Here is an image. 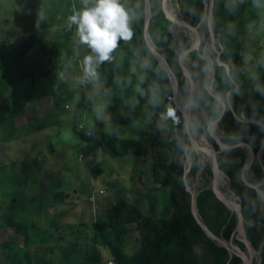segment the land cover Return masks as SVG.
<instances>
[{
  "label": "rangeland",
  "instance_id": "1",
  "mask_svg": "<svg viewBox=\"0 0 264 264\" xmlns=\"http://www.w3.org/2000/svg\"><path fill=\"white\" fill-rule=\"evenodd\" d=\"M121 3L132 6V0ZM83 8V0H0V101L6 98L10 105L0 121V264H78L86 251L91 253L94 234L100 264H107L106 245L113 234L106 212L116 199L124 197L152 216L170 217L178 210L169 186L153 188L150 162L108 156L81 137L97 129L110 132L99 68L96 79H84V57L92 53L79 43L77 26H69V17ZM184 42L177 27L172 46L181 51ZM246 45L251 46L249 36ZM259 54H249L251 62L242 60V68L257 73L254 59ZM44 68L55 73L53 93L26 98L33 74ZM182 88L185 92V84ZM163 113L164 105L147 100L144 121L152 131L167 133L174 145L176 122L163 119ZM250 113L264 119V94L259 91ZM192 114L201 124L204 115L196 110ZM141 131L142 124L135 123L116 134L138 137ZM194 160L193 155L191 168ZM194 174L202 178L199 189L209 177L202 167ZM54 192L63 193V201H55ZM127 246L128 252L137 248L131 239ZM196 248L200 263L206 264L207 248Z\"/></svg>",
  "mask_w": 264,
  "mask_h": 264
},
{
  "label": "trees",
  "instance_id": "2",
  "mask_svg": "<svg viewBox=\"0 0 264 264\" xmlns=\"http://www.w3.org/2000/svg\"><path fill=\"white\" fill-rule=\"evenodd\" d=\"M189 23L196 24L204 12V0H178ZM152 15L149 20L148 33L155 47L161 51L169 62L173 73L183 86L184 80L178 64L174 43L176 26L163 14L160 7L161 0H150ZM263 7L254 5L253 0H215L213 7V30L217 40L223 47L227 64L233 65V72L237 76L241 99L232 89L227 77L217 75L214 88L220 96L232 92L231 103L234 112L239 115L244 106L247 118L261 120L250 113L252 103L256 97L257 85L264 86V67L260 73L243 69L242 55L248 50L246 36L252 28L251 16L261 14ZM134 13L131 21L133 38L129 42L119 41L118 48L112 53L113 59L98 65L100 77L104 85L105 107L110 124V132L92 130L90 134L81 133L86 141L97 144L101 151L108 156H137L143 162H150L153 188L169 186L177 212L170 217L152 216L144 213L128 199L121 197L107 209V224L113 237L107 242L110 258L116 264H201L197 253V246L207 248L209 255L206 264H243L237 256L228 260L225 247L215 244L193 221L190 212V196L185 191L182 174L183 170L177 163L186 144V132L180 113L177 111L172 97V83L168 72L159 65L157 59L148 51L143 34L144 0H132L131 8ZM177 15V14H176ZM180 27V26H179ZM200 34V51L215 59V52L206 45L207 36L205 22L198 27ZM193 39V38H192ZM220 56L218 55V58ZM190 70L196 83L195 104L203 108L208 119H212L218 112V107L212 101L204 87L205 64L199 63L194 52L190 53ZM243 66V68H242ZM217 73L225 74L223 68L216 66ZM55 73L48 69H40L31 80L26 98L39 99L53 93ZM157 97L160 105L175 109L177 117V138L174 145L168 142V134L152 131L144 121V106L147 100ZM201 106H199V105ZM6 98L0 101V121L5 119L9 108ZM201 108V109H202ZM157 120V117L154 119ZM171 121H174L170 119ZM201 124L196 128L201 131L206 126V119H199ZM135 123L142 124V131L138 137H123L116 134L126 126ZM218 135L222 141L232 143L237 140L248 143L256 153L260 142L264 139L261 127L247 125L238 120L232 113L224 116L218 122ZM204 145H206L204 143ZM218 149V148H217ZM264 162V149H263ZM191 175L198 177L195 171L204 169L205 177L211 176V167L207 165V157L200 151L194 157ZM220 170L229 178L232 191L240 198L245 219L244 229L249 241L255 249H261V262L264 264V217L258 210L256 191L247 186L241 179L240 171L247 162V150L244 147H234L217 153ZM95 173L100 169H94ZM196 175V176H195ZM199 178V177H198ZM247 178L252 181L261 179L259 168L254 160ZM188 181V180H187ZM220 181L226 185V178L220 176ZM189 185L192 183L188 181ZM228 187V185H227ZM225 195V194H224ZM227 198V196L225 195ZM55 201L63 200V193L54 192ZM182 201V202H181ZM199 212L205 223L215 234L228 239L235 227V215L214 199L208 188H199L197 196ZM94 223L95 229L100 228ZM97 236L91 238L93 248L91 253H84L83 262L78 264H98L102 262L101 250L96 247ZM130 239L137 246L133 252H128ZM5 240L1 244L6 245ZM239 247L245 249L241 242ZM134 246V248H135ZM254 253L250 252L252 255Z\"/></svg>",
  "mask_w": 264,
  "mask_h": 264
},
{
  "label": "water",
  "instance_id": "3",
  "mask_svg": "<svg viewBox=\"0 0 264 264\" xmlns=\"http://www.w3.org/2000/svg\"><path fill=\"white\" fill-rule=\"evenodd\" d=\"M168 1L169 0H161L160 7L163 11L164 16L169 21H171V23L180 26L184 31L185 42H184V45H183V48L181 49V51L180 52L176 51V55H177L179 67H180L181 72H182V78L184 80L186 90L189 93V99L191 98L192 100H195L196 83L192 77L189 65L185 64V61H184L185 56H188L190 53L194 52L196 54V59L199 63L206 64L208 60L215 61L216 59H219L224 64H227L224 61L225 53H224L223 47L220 44V42L217 40L216 36H214L215 34L213 31V7L215 4V0H204L205 7H204L203 15H202L201 19L198 22H196V24L189 23L187 16L184 13L183 8H182V6L178 0H170L174 3L176 10H177L176 16L171 15V13L169 12V10L167 8V2ZM151 15H152V9H151V5H150V0H144V27H143L144 41H145V44H146L148 51L157 59L159 65H161L169 74V79L172 83V92H173L172 100H173V103H174L176 109L180 113V116H181V119L183 122V126H184V129L186 132V138L187 139H186L185 148H184V151L182 152V154L179 156L177 163L180 165V167L183 170L182 182H183V186H184L185 191L190 196V212L192 214L193 221L202 229V231L215 244H217L219 246H223L226 248V250L228 252V260L226 263H228L231 260L232 256H237L241 259L243 264H260V262H261V249H255L247 237V234H246L245 229H244L245 219H244V215H243L241 201H240V198L232 191L229 183H228V188H229L230 192L238 199V201L233 204L234 208H233L232 212L235 215L236 221H235V227L232 230L231 235L228 239L224 238L220 234H215L213 231H211V229H209V227L204 222V220H203V218L199 212L198 205H197V194L199 192V189L197 188V185H198L197 177H196V180L193 183L192 188H191L188 181H187V175L190 171L191 163L185 164L182 161V157H184L185 155H188L190 157V148L191 147H198V146H195V142L193 141V132L191 131L192 130V121L190 119L189 110H188V108H186V104L182 108L178 107L176 100H175V88L176 87H177V89L180 88L179 80L177 79V77L173 73L169 62L165 59V57L161 53V51H159L155 47L154 43L152 42V40L149 36L148 25H149V20H150ZM202 21L205 22V32H206V36H207L206 45L214 50L215 59H212L210 56H208L206 54L205 48L202 52H200L201 46H200V34H199L198 27ZM186 31H191L192 32L191 36ZM192 35H193V39H191ZM197 42H199V47H198V49H194L193 46ZM218 55L220 56L219 58H218ZM227 65H229V64H227ZM216 66L217 65H215V64L213 65V68H214L213 72H211V73H205L204 72V74H205L204 75V87L206 85L211 87L213 92L216 95H219L214 88V82H215L216 76L217 75H221L222 77H227V76L225 74L217 73V71H215ZM232 75H233V78L235 80V84L239 86L237 76L235 75L233 70H232ZM208 77H210V80L206 81ZM193 85H195V89H193ZM233 87H234V85L232 84L231 90H233ZM206 93H207L208 97L212 101H214L218 107V112L214 118L208 119L206 117V128H205L206 135H202V137H201L203 139V141L205 142V144L210 149L208 151L207 150L205 151V153H208V156H209V164L208 165L211 167V172H212L207 188L210 190L214 199L226 207L227 201L225 199H223L221 196H219V194L217 193L216 186H217V182H218V179H219L221 174L227 178L228 182H229V178L219 168L218 160H217V153L221 152L223 150L234 148V147H244L247 150V162L241 168V171H240L241 179L247 186L255 189L258 210H259L260 215L262 217H264V209L262 207V197H264V162H263V156H262L263 155V149H264V139L260 142L259 148H258L257 152L255 153L253 148L248 143H246L244 141L237 140V141L232 142V143H227V142L222 141L218 135V122H219V120L221 118H223L224 116L230 114V113H232L238 120H240L244 124L259 126L263 129V131H264V122L261 120L254 119V118H247L245 115H244L243 120H241L240 114L241 113L244 114V106H243L242 111L239 115H237L234 112L232 107L228 111H223V109L218 104V102L214 98V96L212 94H210L208 91H206ZM238 94H239L240 98L242 99L243 94L240 92V89H239ZM221 111H223L222 117L218 115V113ZM213 121H218V122L215 124L214 129L210 130V126L213 124ZM253 121H255V122H253ZM193 131H194V129H193ZM195 132L197 134H200L197 130H195ZM254 160L256 161V163L258 165L259 174L261 176V179H254V180L250 181L247 178V172L250 171L251 165H252ZM239 233H241L243 235L244 239H239L238 241H240L244 245L245 249H242L241 247H239L238 244H233V242H232L234 237L236 235H238ZM251 250H253L257 254L256 262L253 259L252 255L249 254L251 252Z\"/></svg>",
  "mask_w": 264,
  "mask_h": 264
},
{
  "label": "clouds",
  "instance_id": "4",
  "mask_svg": "<svg viewBox=\"0 0 264 264\" xmlns=\"http://www.w3.org/2000/svg\"><path fill=\"white\" fill-rule=\"evenodd\" d=\"M257 7H264L262 0H253ZM84 8L69 17V26L75 24L77 26V35L79 43L86 45L90 50V55L84 57V79H96V68L98 65L111 61L114 57L112 53L118 48L119 41L129 42L133 38V31L131 28V21L134 13L126 10L121 0H83ZM198 49L199 42L194 46ZM218 65L223 68L228 82L233 84V91L239 93V86L235 84L232 75V69L229 65L224 64L219 59L215 61L208 60L204 65L203 71L211 73L214 71L213 65ZM195 89V85H193ZM205 90L214 96L223 111H228L232 107L231 96L232 92H228L226 96L216 95L212 88L205 86ZM257 91L264 94V87L257 85ZM154 102H158L157 97H153ZM195 104L190 98L186 104V108H192ZM223 111L218 115L222 117ZM163 119L177 120L175 109L169 107L165 113L162 114ZM241 120L244 114H240ZM218 121H213L210 130L214 129ZM255 122V121H253Z\"/></svg>",
  "mask_w": 264,
  "mask_h": 264
},
{
  "label": "bare ground",
  "instance_id": "5",
  "mask_svg": "<svg viewBox=\"0 0 264 264\" xmlns=\"http://www.w3.org/2000/svg\"><path fill=\"white\" fill-rule=\"evenodd\" d=\"M167 8H168V10H169V12L171 13V15H175L176 16V14H177V10H176V7H175V5H174V3L172 2V1H168L167 2ZM148 13V12H147ZM175 25V24H174ZM176 26V29H177V27H179L178 25H175ZM181 30H182V33H183V35H184V31H183V29L181 28V27H179ZM187 33H189V35L191 36V34H192V32L191 31H186ZM192 38H193V35H192ZM191 38V39H192ZM183 48V47H182ZM181 49V48H180ZM177 51V50H176ZM177 52H180V50L179 51H177ZM187 57L188 56H185V58H184V61H185V64L187 65ZM210 80V77H208L207 78V80L206 81H209ZM175 100H176V103H177V105H178V107H183L185 104H187V102L189 101V93H188V91L186 90L185 92H183V88H182V86L180 85V88L179 89H177V87L175 88ZM193 102H194V104H195V102H196V100H193ZM197 103V102H196ZM199 105V104H198ZM200 106V105H199ZM201 107V106H200ZM202 108V107H201ZM199 108L196 104H195V106L194 107H192V108H188V110H189V115H190V119H191V121H192V132H193V141L195 142V146H198V147H191L190 148V157L188 156V155H185L184 157H182V161L185 163V164H188V163H191L192 162V160H193V155H194V157L201 151L202 153H204L205 155H206V157H207V160H208V162H207V165L209 164V156H208V153H205V151L207 150H210L209 148H208V146L207 145H204V141H203V139L201 138L202 137V135H206V131H205V128H206V126H204L203 127V129L201 130V131H199V130H197V126L198 125H200V124H197L195 121H194V119L192 118V116H193V114H192V111H200V113L201 114H203L204 116H202L203 118H205V117H207L206 116V113H205V111H204V109L202 108ZM206 119V118H205ZM193 129H194V131H193ZM195 130H197L200 134H197L196 132H195ZM216 130V129H215ZM190 172V171H189ZM191 174V173H190ZM193 176V175H192ZM220 176H223L222 174L220 175ZM211 176L209 175V178H210ZM223 177H225V176H223ZM193 178H194V180H193V182H192V184L195 182V180H196V177H194L193 176ZM208 178V181L207 180H205L204 182H205V185H203V189H206L207 187H208V184H209V181H210V179ZM226 178V177H225ZM200 179L202 180V178H198L197 177V182L199 183V181H200ZM227 179V178H226ZM187 180L190 182V179H189V173H188V175H187ZM191 183V182H190ZM190 187H191V185H190ZM216 188H217V193L219 194V196H221L223 199H225L226 201H227V203L226 204H228V206L230 207V209H231V212L233 211V208H234V203H236L237 201H238V199L230 192V190H229V188L226 186V185H224L221 181H220V177H219V179H218V182H217V186H216ZM227 196V198L225 197V195ZM262 207H263V209H264V197H262ZM239 239H244V237H243V235L241 234V233H239L238 235H236L235 237H234V239H233V244H237L236 243V240H239ZM251 252H253V250H251ZM255 254V252L252 254V257H253V255ZM256 262V261H255Z\"/></svg>",
  "mask_w": 264,
  "mask_h": 264
},
{
  "label": "crops",
  "instance_id": "6",
  "mask_svg": "<svg viewBox=\"0 0 264 264\" xmlns=\"http://www.w3.org/2000/svg\"><path fill=\"white\" fill-rule=\"evenodd\" d=\"M251 17L255 18L252 19L255 22L252 23L251 21L252 28L251 31L246 36V44L249 36L251 40V46H247L248 50L243 53L241 59L245 62H249V61L251 62V60H249V54L250 55L252 54L255 57L257 51L259 53L261 52V54H259V56H257L254 59L257 65L254 68V71H257V73L254 74H258L260 73V67L258 66L261 65V67H264V42H262V40H264V7L262 9L261 14H259L257 17L255 16H251ZM261 121L264 122V119L261 118Z\"/></svg>",
  "mask_w": 264,
  "mask_h": 264
},
{
  "label": "built area",
  "instance_id": "7",
  "mask_svg": "<svg viewBox=\"0 0 264 264\" xmlns=\"http://www.w3.org/2000/svg\"><path fill=\"white\" fill-rule=\"evenodd\" d=\"M78 128H79V129H82V128H83L82 123H80V124L78 125ZM85 134L89 135V134H90V131H86ZM98 264H100V263H98ZM107 264H114V261H113L112 259H108V260H107Z\"/></svg>",
  "mask_w": 264,
  "mask_h": 264
}]
</instances>
